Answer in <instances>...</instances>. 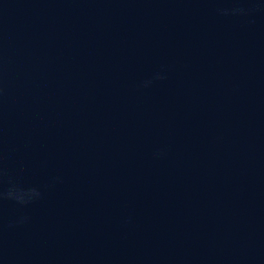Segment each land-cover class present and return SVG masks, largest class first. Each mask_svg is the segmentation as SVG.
<instances>
[{
  "label": "water",
  "instance_id": "1",
  "mask_svg": "<svg viewBox=\"0 0 264 264\" xmlns=\"http://www.w3.org/2000/svg\"><path fill=\"white\" fill-rule=\"evenodd\" d=\"M0 264H264V0H0Z\"/></svg>",
  "mask_w": 264,
  "mask_h": 264
}]
</instances>
